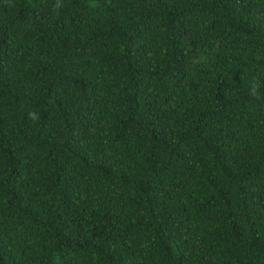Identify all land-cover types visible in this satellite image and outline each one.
<instances>
[{"label": "trees", "instance_id": "1", "mask_svg": "<svg viewBox=\"0 0 264 264\" xmlns=\"http://www.w3.org/2000/svg\"><path fill=\"white\" fill-rule=\"evenodd\" d=\"M55 2L0 0V264H264V0Z\"/></svg>", "mask_w": 264, "mask_h": 264}, {"label": "clouds", "instance_id": "2", "mask_svg": "<svg viewBox=\"0 0 264 264\" xmlns=\"http://www.w3.org/2000/svg\"><path fill=\"white\" fill-rule=\"evenodd\" d=\"M64 5H63V2H62V0H56V2H55V5H54V7L57 9V10H59L60 8H62ZM260 84H259V82H257V81H255V80H252V81H250V83H249V87H248V95L249 96H253V97H255V96H258L259 95V89H260ZM35 115V113H29V117H32V116H34Z\"/></svg>", "mask_w": 264, "mask_h": 264}]
</instances>
